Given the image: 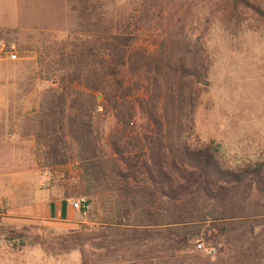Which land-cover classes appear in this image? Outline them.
<instances>
[{"label":"rangeland","instance_id":"1","mask_svg":"<svg viewBox=\"0 0 264 264\" xmlns=\"http://www.w3.org/2000/svg\"><path fill=\"white\" fill-rule=\"evenodd\" d=\"M167 1L173 15L178 3L174 6V0ZM139 2L0 0V41L6 50L14 47L17 56L9 61L0 53V72L13 83L7 90L8 116L4 120L11 137L0 143V159L10 165L1 169H37L43 177L40 189L53 200L74 203L83 199L85 205L88 203L73 223L26 218L14 221L4 216L9 207H0V264H85L70 240L93 238L99 233L106 237L101 249H92L94 243L85 242L87 264H93L89 258L98 260L94 264H264V218L215 223L219 231L198 228L197 239L181 253L170 251L164 225L151 226L156 219L164 224L168 213L165 206L149 209L153 218L142 210L144 215L138 220L144 227L137 230L145 232L141 243L132 241L136 228L126 226L133 225V219L129 223L125 220L114 236H109L110 231L97 232L100 222L110 223L117 209L105 203L107 195L83 196L88 188L80 179L77 145L70 141V114L60 119L59 102L70 104L67 90L61 97L60 80L63 78L64 87L70 81V44L91 34L102 38L110 23L115 26L129 19L136 24L130 29L132 47L153 52L160 35L153 28L160 0H148L149 12L141 19L137 11L133 13V4L138 6ZM236 22L212 17L207 24L202 42L210 62L208 86L196 104L191 139L193 144L218 147L219 161L232 170L264 160V22L250 14H243ZM4 94L5 89L0 88L1 111ZM96 98L101 101L100 95ZM98 112L96 128L105 141L115 121L102 108ZM60 122L64 124L62 129ZM102 146L109 154L107 146ZM19 160L25 165L11 163ZM31 182L27 176L28 191ZM127 209L129 214L134 213L129 206ZM148 234L158 236L150 238ZM198 245L202 246L200 250Z\"/></svg>","mask_w":264,"mask_h":264},{"label":"trees","instance_id":"2","mask_svg":"<svg viewBox=\"0 0 264 264\" xmlns=\"http://www.w3.org/2000/svg\"><path fill=\"white\" fill-rule=\"evenodd\" d=\"M147 2L133 4L140 19L149 12ZM176 2L173 15L167 0L157 6L153 28L160 35L153 52L132 47L130 29L136 24L129 19L110 23L100 39L93 34L75 39L67 87L60 80L61 97L67 90L70 104L62 100L59 111L61 120L70 114V141L77 145L80 179L88 188L83 196L107 195L105 203L117 209L110 223L100 222L97 232L114 236L125 220L133 219L126 226L136 228L132 241L141 243L145 232L137 230L144 223L138 219L144 212L153 218L148 210L165 206L164 224L156 219L151 226L164 225L170 251L181 253L197 239L198 228L219 231L215 223L264 218V160L228 169L219 161L218 147L191 141L196 104L208 86L210 62L202 38L210 18L237 23L250 14L264 22V0H174V6ZM100 108L115 121L105 141L96 128ZM128 206L134 213L129 214ZM153 236L158 235H147ZM105 239L99 233L70 242L87 264L85 242L99 250Z\"/></svg>","mask_w":264,"mask_h":264},{"label":"crops","instance_id":"3","mask_svg":"<svg viewBox=\"0 0 264 264\" xmlns=\"http://www.w3.org/2000/svg\"><path fill=\"white\" fill-rule=\"evenodd\" d=\"M12 82L8 78H4L0 72V88L5 89L2 97L3 105L0 110V143H5L11 137L5 130L4 120L7 118V90L12 87ZM1 98V95H0ZM1 102V101H0ZM13 164L25 165L23 160L11 162ZM10 162L0 159V207L7 208L6 215L11 220L19 221L21 219L31 220H51L61 221L64 223H73L79 219L80 211L72 207L71 200L60 199L53 200L47 192L40 189L42 183V175L37 169L22 170L18 172H6L1 169L9 166ZM35 164H32V167ZM27 176L32 180L31 189L27 190L25 183ZM22 189V190H21ZM11 210V212L9 211Z\"/></svg>","mask_w":264,"mask_h":264},{"label":"built area","instance_id":"4","mask_svg":"<svg viewBox=\"0 0 264 264\" xmlns=\"http://www.w3.org/2000/svg\"><path fill=\"white\" fill-rule=\"evenodd\" d=\"M0 53L6 54V58L9 61H15L17 59L14 47H10L8 50H6L5 46L0 41ZM72 207L76 210L84 209L86 207L85 201L83 199L79 200L78 202L72 203ZM201 245L197 246V249H201ZM211 251H208V254H210Z\"/></svg>","mask_w":264,"mask_h":264}]
</instances>
